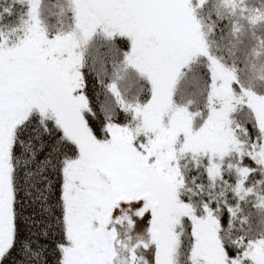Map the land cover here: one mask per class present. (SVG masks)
<instances>
[{"label": "snow or ice", "instance_id": "obj_1", "mask_svg": "<svg viewBox=\"0 0 264 264\" xmlns=\"http://www.w3.org/2000/svg\"><path fill=\"white\" fill-rule=\"evenodd\" d=\"M0 264H264V0H0Z\"/></svg>", "mask_w": 264, "mask_h": 264}, {"label": "trees", "instance_id": "obj_2", "mask_svg": "<svg viewBox=\"0 0 264 264\" xmlns=\"http://www.w3.org/2000/svg\"><path fill=\"white\" fill-rule=\"evenodd\" d=\"M52 27H56L55 22H53ZM102 43V38L97 37L90 47L94 50ZM195 75H199V73L194 66L193 70L187 76H181L177 80L174 95V103L177 106L189 108L192 113L198 112L202 107L200 92L192 86V78ZM121 76L122 78L118 81L119 89L125 98H143L147 92L146 83L131 71L122 73ZM194 122L199 123L198 120Z\"/></svg>", "mask_w": 264, "mask_h": 264}, {"label": "water", "instance_id": "obj_3", "mask_svg": "<svg viewBox=\"0 0 264 264\" xmlns=\"http://www.w3.org/2000/svg\"><path fill=\"white\" fill-rule=\"evenodd\" d=\"M134 239H135V236H134Z\"/></svg>", "mask_w": 264, "mask_h": 264}]
</instances>
